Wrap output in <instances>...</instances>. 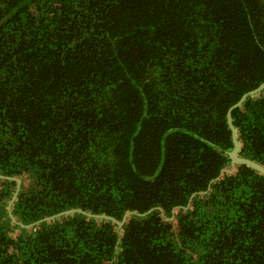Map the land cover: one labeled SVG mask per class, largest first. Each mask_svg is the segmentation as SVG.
I'll return each mask as SVG.
<instances>
[{
    "label": "trees",
    "instance_id": "trees-1",
    "mask_svg": "<svg viewBox=\"0 0 264 264\" xmlns=\"http://www.w3.org/2000/svg\"><path fill=\"white\" fill-rule=\"evenodd\" d=\"M263 82L264 0H0V264H264Z\"/></svg>",
    "mask_w": 264,
    "mask_h": 264
},
{
    "label": "water",
    "instance_id": "water-1",
    "mask_svg": "<svg viewBox=\"0 0 264 264\" xmlns=\"http://www.w3.org/2000/svg\"><path fill=\"white\" fill-rule=\"evenodd\" d=\"M263 90H264V82L259 87H257L256 89L251 90L248 93L244 94L242 96V98L236 104H234L233 106H231L229 108V110L227 112V120H228L229 127L231 129L232 140H233V145H234L233 150L230 151V152H228L229 158L231 160V165H230V167L223 169L221 171V173L219 174V176L215 180H213L211 182V184L214 181L220 179L224 174H232V173L236 172L238 165H246V166H249V167L255 169L256 171H258L259 173H261L262 175H264V166L263 165L255 162V161H253L251 159L244 158V157L240 156V151L242 149V146H241V142L239 141L238 132H237V129H236L235 125H234V120H233V112L236 109L242 107L243 104L245 103V101L248 98L259 94ZM0 178H4V177L3 176H0ZM18 182H19L18 188L20 189L21 182L19 180H18ZM211 184H210V186H211ZM208 189H210V187ZM196 194H199V193L193 194L192 197H191V199H190V201L192 200V198L194 196H196ZM200 194H204V193L201 192ZM180 208H183V207H180ZM188 208H189V205L187 207H185V209H188ZM154 210H156V209H151L150 211H148L146 213L128 212L127 214H125V216H124V218H123V220L121 222L118 221L117 219H115L113 217H110V216H107V215H92L90 213H86V212L81 211V210H71V211L63 212L60 215L70 214V213H74V212H80V213H83V214H85L87 216L96 217V218H102V219H108V220L114 222L115 224H117L119 227H122L125 224L127 218L130 215H136V216H139V217H145V216L149 215L150 213H152ZM53 218L54 217H50L48 219H53ZM32 226L33 225L26 226V227L29 228V227H32Z\"/></svg>",
    "mask_w": 264,
    "mask_h": 264
}]
</instances>
